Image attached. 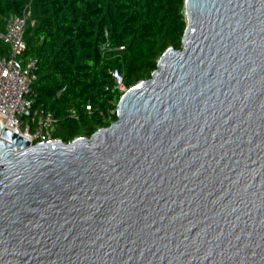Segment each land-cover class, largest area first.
I'll return each instance as SVG.
<instances>
[{
	"label": "water",
	"instance_id": "obj_1",
	"mask_svg": "<svg viewBox=\"0 0 264 264\" xmlns=\"http://www.w3.org/2000/svg\"><path fill=\"white\" fill-rule=\"evenodd\" d=\"M178 48L89 136L0 120V264H264V0H184Z\"/></svg>",
	"mask_w": 264,
	"mask_h": 264
},
{
	"label": "trees",
	"instance_id": "obj_2",
	"mask_svg": "<svg viewBox=\"0 0 264 264\" xmlns=\"http://www.w3.org/2000/svg\"><path fill=\"white\" fill-rule=\"evenodd\" d=\"M25 7L22 56L37 63L33 106L52 113L54 136L64 141L115 120L121 91L113 68L126 87L148 78L162 51L180 46L185 28L184 0H0V29Z\"/></svg>",
	"mask_w": 264,
	"mask_h": 264
},
{
	"label": "built area",
	"instance_id": "obj_3",
	"mask_svg": "<svg viewBox=\"0 0 264 264\" xmlns=\"http://www.w3.org/2000/svg\"><path fill=\"white\" fill-rule=\"evenodd\" d=\"M30 11L25 7L21 13L9 16L0 29V120L3 126L25 137L30 143L55 138V118L42 106H33V83L37 79V63L34 57H24L26 48L24 31ZM107 36L106 31L104 32ZM103 52L109 50L106 39ZM121 93L127 88L117 68L111 70ZM87 110L92 109L87 104ZM116 111V109L114 110ZM110 113L113 110L109 111Z\"/></svg>",
	"mask_w": 264,
	"mask_h": 264
}]
</instances>
